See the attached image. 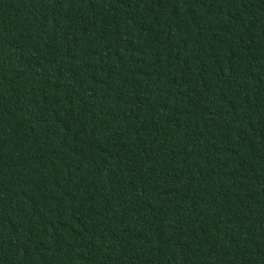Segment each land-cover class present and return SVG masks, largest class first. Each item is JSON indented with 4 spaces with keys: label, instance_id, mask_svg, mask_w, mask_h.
<instances>
[{
    "label": "trees",
    "instance_id": "1",
    "mask_svg": "<svg viewBox=\"0 0 264 264\" xmlns=\"http://www.w3.org/2000/svg\"><path fill=\"white\" fill-rule=\"evenodd\" d=\"M0 264H264V0H0Z\"/></svg>",
    "mask_w": 264,
    "mask_h": 264
}]
</instances>
